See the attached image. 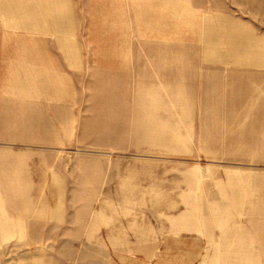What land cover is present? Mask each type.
<instances>
[{"label": "rangeland", "instance_id": "374dc122", "mask_svg": "<svg viewBox=\"0 0 264 264\" xmlns=\"http://www.w3.org/2000/svg\"><path fill=\"white\" fill-rule=\"evenodd\" d=\"M9 1L0 0V264H264V122L200 119L199 100L185 99L199 90L165 76L191 58L211 73L257 71L264 90V0H50V31L17 26L27 14L2 10ZM202 27L216 46L201 44ZM19 36L58 56L60 110L39 87L41 70L20 59ZM251 39L255 54L230 53ZM71 40L74 59L64 55ZM263 93L245 107L264 117Z\"/></svg>", "mask_w": 264, "mask_h": 264}, {"label": "crops", "instance_id": "0c3cea01", "mask_svg": "<svg viewBox=\"0 0 264 264\" xmlns=\"http://www.w3.org/2000/svg\"><path fill=\"white\" fill-rule=\"evenodd\" d=\"M58 2H62V0H58ZM64 2H66L64 0ZM5 6H8V8H3L2 10H10L9 14L12 16H21L23 17L24 14H27L23 19L21 18H15L13 22L20 27H23L24 29L28 30H34L37 28L50 31V15L52 5L50 0H10L9 2L5 3ZM55 14V13H52ZM53 19L55 21L59 22L60 18L58 15H54ZM49 23L48 24L46 23ZM61 22L65 24L67 29L73 30L72 24L74 23L73 18L71 15L68 17L65 15L63 19H61ZM153 23V22H152ZM154 25H157V22L154 21ZM47 27V28H46ZM19 28V27H17ZM228 28H233L229 27ZM205 32V28L202 27L200 30V42L201 44H208L210 46H216L215 40L217 39V36L215 34H208V36H203ZM242 38L243 35H242ZM228 39H230L232 42H238V39L233 38L230 36ZM252 40V39H251ZM19 41L23 44L22 47H24V54L20 58L22 61L23 59H27L29 62L33 63V67L36 69L41 70L42 75V81L39 85L40 88L44 89L45 96L48 100H50V103L56 107V110H60V103L58 102H52V99H58L60 102V90L57 88H54L53 92L51 89V70H52V64H55V60H52V58H57L58 56H52V53L47 49L48 42L44 40H40L38 38H24L22 36H19ZM55 44L57 47H66V40H55ZM71 46L72 50L65 52V54L61 53L60 57H63L65 55L68 56L71 59H74L75 53H76V42L74 40H71ZM248 45L244 46L242 41L240 43L235 44V48H231L229 51L233 55H237V57H246L250 55L249 53L253 51L252 53L255 54L258 50L257 47H259L256 40H252ZM251 47L253 49L251 50ZM125 49V47H124ZM61 52V51H60ZM67 53V54H66ZM64 54V55H63ZM18 56V55H17ZM154 56V55H153ZM258 57V56H256ZM262 57H258L254 60L255 66H262L261 59ZM53 61V62H52ZM71 61V60H70ZM123 65H125V70L127 72V75H129L130 72H132V66L130 65V60L125 57V59H122ZM154 65L152 67V76H155L156 78H162L160 76V72L158 70V62L156 57L154 56ZM207 59L204 58L203 63L206 62ZM94 62H97L95 59ZM224 63H228L227 61H223ZM59 63V62H58ZM197 61H192L191 58L189 60L186 59H179L175 60V67L170 70L168 73H166V77L169 79H173L176 77H181L183 79V82H191L190 88L198 89V95L192 96L189 98H185L186 101L189 103L192 100H199L203 111H205L204 115L203 112L201 114L200 119L206 118L210 119L216 116V118L220 122H224L225 126H231L233 124L242 123L247 120H260L264 122L263 113H258L257 106L255 108L252 106L251 109L247 110L246 103L249 98H254V102L260 101L262 98L258 96L263 93L264 90L261 89L260 85L257 84L260 82V79L263 78L262 74H260L257 71L254 70H234V69H228L223 68L225 72L221 71H215L214 73H211L206 70L205 65L200 66V71L198 70ZM129 65L131 67H129ZM55 67V66H54ZM59 67V66H58ZM142 68V65H140V69ZM187 68H192L196 71H194V74H190L191 71H189ZM259 67H255L254 69H257ZM246 73H251V77L255 78V81H252L251 77L249 75H245L242 77V75ZM257 73V74H254ZM259 74V76H258ZM163 79V78H162ZM230 80V82L226 86V82ZM246 80V81H245ZM235 81V83H233ZM19 84V82H18ZM163 83L160 84H152L151 88L153 91H158L159 88L163 87ZM182 87V85H181ZM231 91H230V89ZM175 89V88H174ZM184 89V88H183ZM218 89L216 93H214ZM225 89L229 91L232 94H228L227 99H222L221 97V90ZM64 91V90H63ZM176 92H183V90L178 89ZM176 92L172 91L170 94L168 93L167 99L171 101V103H177L182 104L183 98L182 97H175L177 94ZM224 92V90H223ZM65 92H63V95ZM238 94V95H237ZM264 94V93H263ZM178 96V95H177ZM222 104H225V107L221 110L220 107ZM60 107V108H59ZM245 110H244V109ZM253 108L254 112H252ZM243 110V111H242ZM60 118V116H59ZM36 128L38 130L42 129V126L39 124H36ZM3 218H0V221H2ZM10 221V220H7ZM14 226V223H12L11 227Z\"/></svg>", "mask_w": 264, "mask_h": 264}]
</instances>
